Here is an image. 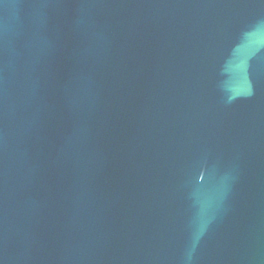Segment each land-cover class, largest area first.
<instances>
[{
  "label": "water",
  "instance_id": "95a60500",
  "mask_svg": "<svg viewBox=\"0 0 264 264\" xmlns=\"http://www.w3.org/2000/svg\"><path fill=\"white\" fill-rule=\"evenodd\" d=\"M0 264H264V0H0Z\"/></svg>",
  "mask_w": 264,
  "mask_h": 264
}]
</instances>
